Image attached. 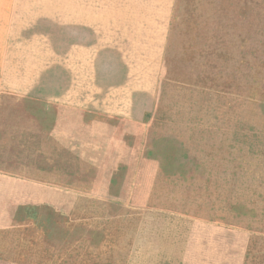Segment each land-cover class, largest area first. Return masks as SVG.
Returning <instances> with one entry per match:
<instances>
[{"label": "rangeland", "instance_id": "rangeland-1", "mask_svg": "<svg viewBox=\"0 0 264 264\" xmlns=\"http://www.w3.org/2000/svg\"><path fill=\"white\" fill-rule=\"evenodd\" d=\"M95 2L88 91L86 0H0V264H264V0Z\"/></svg>", "mask_w": 264, "mask_h": 264}, {"label": "crops", "instance_id": "crops-1", "mask_svg": "<svg viewBox=\"0 0 264 264\" xmlns=\"http://www.w3.org/2000/svg\"><path fill=\"white\" fill-rule=\"evenodd\" d=\"M147 3H157L156 7H162L159 5L160 0H146ZM145 2V0H127V3L132 6L133 9H136L137 7H141L140 3ZM87 4L83 3V12L76 13L73 12L71 14V19L69 18H61L62 22L60 24H56V39L59 41V44H61L62 49H65L68 51L66 54V60L65 55L62 54V58L60 57L59 51L55 54L56 58V72H62L65 73H72L76 74L78 76L77 85L81 86L82 88L88 90L89 89V80L86 81L87 74L90 73V49H92V54L95 52V46H96V38L97 35V23H96V2L95 0H86ZM124 4V3H123ZM122 4V5H123ZM139 4V6H138ZM76 2H72V6H75ZM120 5L113 6V5H106L103 4L101 9L105 11H108V14L105 16L102 24V34H104L105 31L109 32V36H111V31H113V27L118 26L123 22V20L126 18L127 12L124 11L123 8H121ZM84 6H87V12L84 11ZM132 9V16L134 13V10ZM140 10V8H139ZM136 14L133 16V23L131 25H143L144 21L140 20L142 18V14L139 13L138 22L135 20ZM58 22V21H57ZM124 21L123 23H125ZM64 26L70 27L65 37V28ZM101 28V26H99ZM62 30V31H61ZM67 31V30H66ZM85 38L87 40V43L84 45L81 44L82 39ZM114 37L111 38V46L112 50H115L116 52V44L114 46ZM119 40V39H118ZM131 40V47H129V51L131 55L142 53L141 47H143V39L142 38H136L134 40ZM81 41V42H80ZM91 44V45H90ZM91 46V47H90ZM119 54L121 59L126 56L127 53L121 54L119 50ZM87 56V58H86ZM123 60V59H122ZM93 62V60H92ZM66 68V69H65ZM139 72H143L142 66L139 68ZM57 96H59L58 92L60 90L59 87V81H57ZM89 91V90H88ZM86 104V103H84ZM73 105V104H72ZM75 105H83L81 103L75 104Z\"/></svg>", "mask_w": 264, "mask_h": 264}]
</instances>
